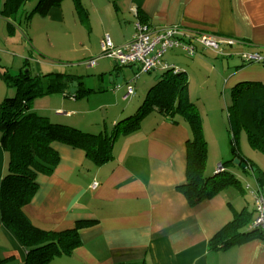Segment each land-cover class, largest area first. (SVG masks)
<instances>
[{
    "label": "crops",
    "instance_id": "crops-1",
    "mask_svg": "<svg viewBox=\"0 0 264 264\" xmlns=\"http://www.w3.org/2000/svg\"><path fill=\"white\" fill-rule=\"evenodd\" d=\"M4 3L0 0V10ZM138 22L154 29L178 27L193 37L206 34L223 43L219 52L199 45L193 57L176 49L164 58L166 64L187 75L189 98L196 106L194 90L203 85V74H216L222 93L229 91L230 95L240 83L264 84V0H64L30 21L23 16L21 22H13L0 15V42L7 46L6 57L0 56V81L5 83V73L17 76L26 68L46 88L56 74L68 75L73 82L65 92L37 98L34 112L87 133L110 134L119 121L137 113L145 84L136 80L135 93L129 96L127 86L134 79L128 71L137 74L138 67H118L102 57L101 44L108 35L116 47L125 46L133 39ZM60 40L65 42L63 47ZM9 43L22 50H12ZM250 54L260 55L262 61H245L244 56ZM95 59L97 65L88 78L67 71L77 65L91 69L88 63ZM150 74L154 78L147 82L148 93L163 70ZM75 82V94L82 97L67 98ZM14 95L15 90H7V96ZM48 96L55 97L52 104ZM41 98L48 104H42ZM194 137L188 121L170 119L163 103L155 102L134 132L114 141L113 159L103 165L94 163L81 149L53 144L59 164L53 175L39 176L40 189L25 208L27 215L35 226L54 232L74 229L79 221L94 225L80 231L82 245L73 255L61 256L51 264H264L263 239L225 251L209 248L210 241L238 213L255 211L243 181L253 188L249 182L253 180L263 195L264 186L259 185L255 170L248 173L228 164L226 171L238 175L240 185L191 205L183 187L188 184V149ZM205 140V174L211 177L234 155L232 144L226 150L216 138L210 148ZM243 150L246 146L239 145V152L264 175L260 152L248 155ZM7 172L8 158L0 141V187ZM95 183L99 188L93 190ZM0 254L6 264L27 261L26 250L2 225L1 215Z\"/></svg>",
    "mask_w": 264,
    "mask_h": 264
},
{
    "label": "trees",
    "instance_id": "trees-1",
    "mask_svg": "<svg viewBox=\"0 0 264 264\" xmlns=\"http://www.w3.org/2000/svg\"><path fill=\"white\" fill-rule=\"evenodd\" d=\"M34 1L5 0L0 15L8 21L21 22L23 16L30 21L33 15L44 16L64 0H37L35 9L25 12L26 5ZM4 79L9 87L15 89V95L0 102V141L8 158V172L0 187V215L2 225L15 235L26 250V264H51L61 256L73 255L82 245L80 231L94 225L93 221H79L74 229L54 232L35 226L27 215L25 208L40 189L39 176L53 175L59 164L60 156L53 144L81 149L94 163L103 165L113 159L114 141L134 132L140 126L141 119L153 111L155 102L163 103L170 119L188 121L195 133L188 149V184L183 187V193L191 205L211 199L226 188L240 185L233 174L226 171L227 165H234L235 159L247 164L246 172L255 170L259 185L264 186L263 173L239 152L238 146V136L244 130L251 148L264 154L262 83H240L233 88L229 118L234 133L231 142L234 157L221 164L224 172L208 177L205 174L207 141L203 135L199 110L189 98V81L185 73L164 70L137 113L119 121L110 134L87 133L34 112L33 103L37 98L53 93L63 94L68 84L73 82L72 77L56 74L45 88L41 78L32 77L25 68L14 77L5 73ZM66 96L76 99L82 97L81 94L70 93ZM255 213L246 209L238 213L234 221L210 241L209 248L212 251H225L255 238L264 240V232L251 225ZM7 262L0 254V264Z\"/></svg>",
    "mask_w": 264,
    "mask_h": 264
},
{
    "label": "built area",
    "instance_id": "built-area-1",
    "mask_svg": "<svg viewBox=\"0 0 264 264\" xmlns=\"http://www.w3.org/2000/svg\"><path fill=\"white\" fill-rule=\"evenodd\" d=\"M222 44L219 39L206 34L193 37L178 27L154 29L149 25L138 22L135 35L128 44L123 47H116L107 35L102 41L101 50L102 57L112 59L118 67L137 66L141 74H150L158 70H173L174 73H178L180 71L177 68L166 64L164 61L169 51L182 49L187 56L193 57L197 55L199 45L219 52ZM244 59L249 63L262 61V57L258 54L245 55ZM88 64L91 67L96 66L97 59L91 60ZM134 83L135 80L128 88L129 96L135 93ZM224 171L225 169L220 166L216 173ZM92 188L93 190L98 189L99 184L95 183ZM246 190L250 192L253 198L256 212L252 227L264 232V195L259 189L254 190L249 185L246 186Z\"/></svg>",
    "mask_w": 264,
    "mask_h": 264
},
{
    "label": "rangeland",
    "instance_id": "rangeland-1",
    "mask_svg": "<svg viewBox=\"0 0 264 264\" xmlns=\"http://www.w3.org/2000/svg\"><path fill=\"white\" fill-rule=\"evenodd\" d=\"M37 4V0H35L34 2H31L27 5V7H25L26 11L30 12L32 10V8H34ZM58 30V27H56ZM56 28H54V30H56ZM57 32V31H56ZM30 33H32L30 31ZM42 41H43V46L46 45V39L42 36ZM59 43L62 45H64V41L60 40ZM11 44V43H9ZM11 46L13 47V49L17 50L19 52V50H22L21 48H17L15 46H13L11 44ZM6 45L4 43L0 42V50L2 51V53L0 52V56H4L6 57V53H4L6 51ZM25 52V51H24ZM38 57V56H37ZM72 57V56H71ZM11 58V57H10ZM40 59V58H38ZM77 66H70L67 68V71L71 72H75V73H80V75H84L85 77L88 78V73H91L92 68L91 69H87L85 67V69L83 67H78ZM127 67H125L126 69ZM210 70V69H208ZM128 71V70H127ZM130 74H132L130 76V79H134L135 83L136 80H139L140 82L145 84V90L142 91L143 92V96H142V100H141V106L143 105V103L145 102V100L147 99L146 97L149 95V89L150 87L148 86L147 82L149 83V79H151L153 76L151 74H141L140 71L138 70V73H134L132 70L128 71ZM208 74H210L208 72ZM12 76H15L13 74H11ZM216 74L212 73L210 76H208L207 74H203V78L200 77L201 79V83L203 84L202 86H199L197 89L194 90L195 92V96H194V100L197 101V107L200 113V117H201V122H202V128H203V133L204 136L206 137V139L210 142V148H212L214 145V140L220 139L221 143H222V147L226 150L227 148L229 149V144L231 145V142L234 138V133L232 131V126H231V122H230V118H229V107L232 105V100H231V95L230 92H224L223 91V87L220 86L221 85V81L220 83L218 82V78H215ZM152 76V77H151ZM154 78V77H153ZM134 83V84H135ZM0 98H2V101L10 96H7V90L12 92V90H15L14 88L8 87V85L6 83H3L0 81ZM148 87V88H147ZM129 88V85L127 86V90ZM194 88V85H193ZM218 88V89H217ZM14 93V92H13ZM148 94V95H147ZM49 96H53V95H49ZM48 96V97H49ZM52 98L50 99L49 103L52 104L55 100V97H49ZM146 98V99H145ZM145 99V100H144ZM40 100V99H39ZM41 100H43V98H41ZM42 104H48L47 102H45L44 100L41 101ZM224 140V141H222ZM241 146V148H245L247 150H243L245 151L246 154L250 155L251 151H254V149H250V144L247 138V134L244 130H242L238 136V146ZM226 146V147H225ZM232 150V148H231ZM213 150H211L212 152ZM257 152V151H255ZM260 155V157H264V155L262 153H258ZM211 155H215V152L213 151ZM231 159V158H230ZM229 159V160H230ZM229 160H226L229 161ZM262 161V160H261ZM224 162V163H226ZM237 169H239L240 167H236ZM234 174V177H238V175ZM249 182H251V185L253 186V189H257V186L254 185V181L250 180ZM243 190L247 193L246 191V184L247 182L243 181ZM242 191V190H241ZM248 194V193H247ZM247 198L251 199V206L254 204L253 199L251 198V196L248 194ZM249 205V206H250ZM250 206V207H251ZM56 260V259H55ZM61 261H59V264Z\"/></svg>",
    "mask_w": 264,
    "mask_h": 264
},
{
    "label": "water",
    "instance_id": "water-1",
    "mask_svg": "<svg viewBox=\"0 0 264 264\" xmlns=\"http://www.w3.org/2000/svg\"><path fill=\"white\" fill-rule=\"evenodd\" d=\"M77 85L78 84L76 82L71 85V94H75ZM234 165L240 167L242 170H246L248 168L247 164L242 163L239 159L234 160Z\"/></svg>",
    "mask_w": 264,
    "mask_h": 264
},
{
    "label": "clouds",
    "instance_id": "clouds-1",
    "mask_svg": "<svg viewBox=\"0 0 264 264\" xmlns=\"http://www.w3.org/2000/svg\"><path fill=\"white\" fill-rule=\"evenodd\" d=\"M220 166H221V165H220ZM220 166H219V167H220ZM216 174H217V173H216ZM218 174H219V173H218Z\"/></svg>",
    "mask_w": 264,
    "mask_h": 264
}]
</instances>
